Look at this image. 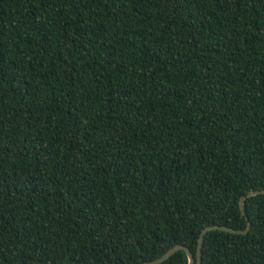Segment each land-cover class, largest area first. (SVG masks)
I'll list each match as a JSON object with an SVG mask.
<instances>
[{
  "label": "trees",
  "instance_id": "obj_1",
  "mask_svg": "<svg viewBox=\"0 0 264 264\" xmlns=\"http://www.w3.org/2000/svg\"><path fill=\"white\" fill-rule=\"evenodd\" d=\"M261 190L264 0H0V264H264Z\"/></svg>",
  "mask_w": 264,
  "mask_h": 264
},
{
  "label": "water",
  "instance_id": "obj_2",
  "mask_svg": "<svg viewBox=\"0 0 264 264\" xmlns=\"http://www.w3.org/2000/svg\"><path fill=\"white\" fill-rule=\"evenodd\" d=\"M260 194H264V190L251 191L247 194V197H252V196H256V195H260ZM245 198H246L245 196H241V198L239 200L240 211H241L242 215H244V216H245V205H244ZM249 228H250L249 222L247 223V226L244 230H236V229H232V228L225 227V226H208V227H205L202 229V231L199 234L195 255H193V253L187 247H185L183 245H176V246L170 248L161 257H159L153 261L145 262L142 264H161L164 261H166L167 259H169L173 254H175L176 252H178L180 250L185 252L186 257H187V264H201L203 239H204V236L207 232H209L211 230H219V231L229 232L232 234L244 235L249 231Z\"/></svg>",
  "mask_w": 264,
  "mask_h": 264
}]
</instances>
